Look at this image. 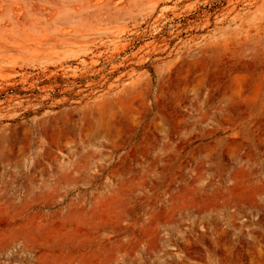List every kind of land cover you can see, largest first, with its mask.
<instances>
[{"label": "rangeland", "instance_id": "obj_1", "mask_svg": "<svg viewBox=\"0 0 264 264\" xmlns=\"http://www.w3.org/2000/svg\"><path fill=\"white\" fill-rule=\"evenodd\" d=\"M0 264H264V0H0Z\"/></svg>", "mask_w": 264, "mask_h": 264}]
</instances>
